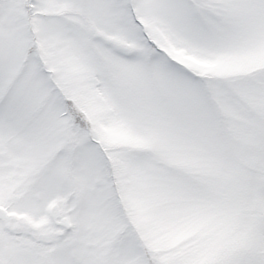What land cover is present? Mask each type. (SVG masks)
Here are the masks:
<instances>
[{
	"label": "snow or ice",
	"instance_id": "1",
	"mask_svg": "<svg viewBox=\"0 0 264 264\" xmlns=\"http://www.w3.org/2000/svg\"><path fill=\"white\" fill-rule=\"evenodd\" d=\"M0 264H264V0H0Z\"/></svg>",
	"mask_w": 264,
	"mask_h": 264
}]
</instances>
